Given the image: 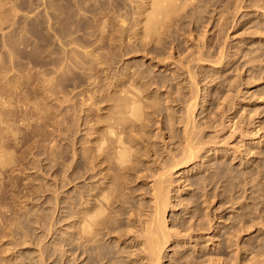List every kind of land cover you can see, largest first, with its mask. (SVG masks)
Returning a JSON list of instances; mask_svg holds the SVG:
<instances>
[{
    "label": "rangeland",
    "instance_id": "1",
    "mask_svg": "<svg viewBox=\"0 0 264 264\" xmlns=\"http://www.w3.org/2000/svg\"><path fill=\"white\" fill-rule=\"evenodd\" d=\"M186 1L179 11L183 23L170 20L166 28L176 32L182 46L173 48L174 42L165 35L166 44L160 51L168 55L165 61L170 66H181L192 48L194 54L198 46L204 52L194 67L204 72L199 75L202 96L212 87L214 94L211 101L204 102L201 97L195 113L197 119L205 121L204 110L208 111L212 125L205 128L206 133L211 137L218 133L222 142L208 143L213 148L207 152L202 149L199 154L204 153L203 157L180 166L173 174V200L182 193L194 197L200 192L203 210L216 209L218 216L223 215L213 220L218 226L214 231L208 229L202 235L204 257L200 259L210 256L220 264L262 260L259 264H264V225L252 199V191L260 183L253 186L250 182L252 168L261 161L256 159L252 165L256 156L252 142L264 139L263 135L253 138L252 132V119L258 124L264 117V71L260 73L264 68V0ZM146 2L151 4L152 0H0V261L29 264L37 261L38 248H53L56 251L46 264H73L74 252L66 242L73 237L77 153L80 146L88 152L95 121L107 111L111 81L129 71L137 82H147L156 73L173 74L151 58L156 55L152 41L148 53L142 47L140 19ZM221 53L224 59L217 66H227L230 60L233 64L215 71L211 67ZM143 63L148 72L142 71ZM169 89L177 93L175 86L157 83L147 90L162 106L161 113L152 114L148 127V133L162 147L172 145L168 129L171 108L166 103ZM257 110H262L260 116ZM230 120L244 128H230ZM180 124L175 122L176 127ZM261 126L259 133H263L264 121ZM164 132L165 140L159 136ZM236 146L240 148L235 150ZM205 161L216 169H204L201 163ZM220 162L229 164L225 167L230 171H226L232 175L226 178L227 173L222 177L219 172L221 177L214 175L215 181L211 180ZM202 174L211 177L200 179ZM247 175L248 184L244 182ZM179 176L190 179L182 182ZM179 187L184 191L178 193ZM207 189L214 195L210 193L206 199L201 192ZM233 192L239 196L236 203L230 201ZM181 209L169 210V220L178 219ZM232 223L241 230L235 231ZM197 238L194 235L193 241L181 247L177 244L182 241L173 243L169 249L173 255V249L187 246L190 252H197L193 246ZM170 258H166L168 264L173 263Z\"/></svg>",
    "mask_w": 264,
    "mask_h": 264
},
{
    "label": "bare ground",
    "instance_id": "2",
    "mask_svg": "<svg viewBox=\"0 0 264 264\" xmlns=\"http://www.w3.org/2000/svg\"><path fill=\"white\" fill-rule=\"evenodd\" d=\"M186 4V0H152L151 4L149 2L142 4L140 19L142 47L148 53V44L152 41L156 55L153 54L151 58L158 65L165 66L173 74L166 76L156 73L151 75L147 82H137L136 77L130 71L124 72V76L121 78H114L110 83L112 93L108 98L107 111L95 121L96 126L91 131L94 135L90 139L91 144L87 154H85L83 146H80L76 160L77 194L74 199L75 207L71 214L74 219L71 231L73 237L71 242H66L71 245L69 249L74 252L73 264H168L167 257H171L172 264H191L193 261H195L194 264H220L210 256L200 259L204 257V252L200 248L202 247V235L206 233V230L214 231L218 227L213 223V220L222 214L218 216L216 209L214 211L213 209L211 211L203 210L199 201L200 192H195L194 197H187L182 193L178 200H173L176 195L173 193L176 188L173 186L175 185L173 174L180 166L203 157L204 153L199 154L202 149H206L207 152L213 148L208 147V143H219L222 140L218 133H215L217 136L212 135L218 137L216 140L210 136L211 134L206 133L205 128L212 125L208 119L210 116L208 111L204 110L207 112L205 121L197 119L195 113L201 97H204V102L211 101L214 94V87H212L202 96L199 75L204 72H199V69L194 67L195 61L203 59L204 52L198 46L194 54L192 48L186 61H181V66H170L165 61L168 55H162L160 51V48L165 47L166 44L165 35L170 38L171 43L174 42L173 48L182 46L176 32L166 28L170 20L176 19L178 24L183 23L179 11ZM164 31L165 34H163ZM262 54L259 53L258 56ZM223 59L224 54L221 53L211 68L215 71H223L232 66L231 60L227 66H217L216 64L221 63ZM145 64L142 65V71L148 72L149 67ZM263 71L264 68L260 70V73ZM154 76H157V79H154ZM220 77L221 75L216 76V78ZM154 83L160 86H175L177 92L173 94L171 89L168 90L166 103L171 108V112H168V129L172 145L166 143L167 145L164 147L159 146L158 142L148 133L152 114L162 112L161 103L152 93L147 92L150 85ZM231 83V88L234 87L235 90V82ZM214 85H217V88L220 87L219 82H215ZM173 102L176 103L173 104ZM223 102L225 103V100H222ZM235 105L236 102H233V106ZM261 111L257 110L256 114L260 116ZM263 121L264 117L259 119V123L256 124L257 121L252 119L253 138L264 136V130L263 133H259ZM175 122L181 123L180 126L176 127ZM229 127L244 128L239 125L238 121L232 120H230ZM160 129H163L162 125ZM244 134L242 130L241 136ZM165 135V132L159 134L163 140L166 138ZM207 135L211 138L207 139ZM174 141H177V144ZM240 146H236L234 149L238 150ZM263 147L264 139L252 142V150L254 149V154H256L255 157H252V165L256 159L260 158L261 161L252 168L250 182L252 181L253 186L260 183V187L253 189L252 199L256 201L259 209H257L258 217L261 218L264 225ZM222 154L225 156L224 153H220V155ZM220 155L217 154V156ZM206 162L201 164L203 167L205 166L204 169L210 170L213 166L211 162L208 164ZM217 164L215 165L217 171L213 172L211 180L220 175L219 172L222 177L228 174L229 176L225 177L230 178L232 174L226 171L229 164H225L226 167L223 165L224 163ZM223 170L226 172H222ZM223 173L227 174L223 175ZM205 174L198 177L200 179L204 177V180L211 177L208 174L203 176ZM248 176H244V182L247 184L249 183ZM187 179H183L182 182ZM221 179L227 181L225 178ZM199 181L203 182L200 184L205 182ZM214 181L211 182L214 183ZM191 183L193 184L194 180H191ZM205 183L207 184V182ZM184 189L179 187L178 193L183 192ZM218 192L220 196L222 192L219 190ZM218 192L215 195H218ZM201 193L206 196V199L213 194L210 189ZM229 197L233 203L238 202L239 196H236L235 192ZM177 206L182 207V215L180 214L176 220H169L167 212ZM193 218H195L194 221ZM255 219L256 217L252 215V220ZM240 221H243V225L245 224L244 218ZM233 226L235 231L241 230L240 226H238L239 229L235 227L236 224ZM194 235H198L197 242L193 245L197 246V252H190L191 247L187 246L180 250L173 249V252H176L175 255L171 253V249H169L171 244L183 242L181 245L177 244L181 247L188 241L189 243L190 240L193 241ZM54 241L53 244H55ZM194 241L196 240L194 239ZM66 243L64 244L66 245ZM38 249L37 261L32 260L29 264H46V260L56 251L53 248ZM238 256L236 255V259ZM261 262L262 260L255 261L256 264ZM7 263L8 261L4 259L0 261V264Z\"/></svg>",
    "mask_w": 264,
    "mask_h": 264
}]
</instances>
